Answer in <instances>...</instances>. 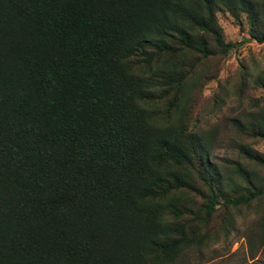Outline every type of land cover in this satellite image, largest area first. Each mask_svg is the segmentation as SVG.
Instances as JSON below:
<instances>
[{
    "label": "trees",
    "instance_id": "16d2710c",
    "mask_svg": "<svg viewBox=\"0 0 264 264\" xmlns=\"http://www.w3.org/2000/svg\"><path fill=\"white\" fill-rule=\"evenodd\" d=\"M219 13L264 42V0H0V264H183L244 213L264 264V153L188 122L240 44ZM235 127L264 140V104Z\"/></svg>",
    "mask_w": 264,
    "mask_h": 264
},
{
    "label": "rangeland",
    "instance_id": "374dc122",
    "mask_svg": "<svg viewBox=\"0 0 264 264\" xmlns=\"http://www.w3.org/2000/svg\"><path fill=\"white\" fill-rule=\"evenodd\" d=\"M219 23L225 40L240 44L226 57L210 60L206 78H215L203 85L187 107L188 122L195 132H215L210 136L213 143L211 157L217 162L238 159L237 148L233 145L236 140L249 143L264 153L263 139H250L239 134L235 127L236 121H248L264 104V85L253 82L254 76L264 69V42L244 40L248 38L246 27H240L225 13H219ZM258 172L264 176V169H258ZM221 214L214 215L210 224L212 230L217 229ZM235 218L237 228L227 240L219 235L218 241L213 240L201 252L190 251L183 264H260L249 258L247 249L245 227L251 214L244 213Z\"/></svg>",
    "mask_w": 264,
    "mask_h": 264
}]
</instances>
